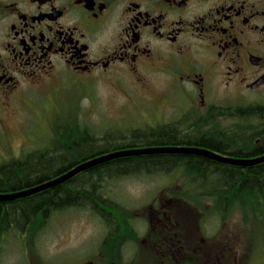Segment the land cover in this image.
<instances>
[{
	"label": "rangeland",
	"instance_id": "1",
	"mask_svg": "<svg viewBox=\"0 0 264 264\" xmlns=\"http://www.w3.org/2000/svg\"><path fill=\"white\" fill-rule=\"evenodd\" d=\"M137 78L107 73L88 83L77 79L54 88L34 86L15 96L0 112V164L41 151L57 138L60 145L80 128L97 137L161 125L191 128L193 135L225 131L231 136L236 127L258 123L231 113H215L210 121L212 113L202 109L193 90L173 85L176 80L161 70L148 68ZM234 98L217 91L206 101L230 112L249 103L264 106V95L239 98L240 104ZM56 127L66 134L57 137ZM253 141L257 144L259 137ZM102 194L118 204L107 207L119 225L117 240L125 233L132 238L123 245L120 263L110 247L101 253L111 227L87 205L54 211L28 233L10 230L0 243V264H236L240 258V264H264V217L256 218L259 208L247 199H237L220 213L215 194L190 187L179 171L110 180ZM124 220L135 234L131 228L122 232Z\"/></svg>",
	"mask_w": 264,
	"mask_h": 264
},
{
	"label": "flooded vegetation",
	"instance_id": "2",
	"mask_svg": "<svg viewBox=\"0 0 264 264\" xmlns=\"http://www.w3.org/2000/svg\"><path fill=\"white\" fill-rule=\"evenodd\" d=\"M148 68L204 111L217 91L264 95V0H0V112L34 86Z\"/></svg>",
	"mask_w": 264,
	"mask_h": 264
},
{
	"label": "trees",
	"instance_id": "3",
	"mask_svg": "<svg viewBox=\"0 0 264 264\" xmlns=\"http://www.w3.org/2000/svg\"><path fill=\"white\" fill-rule=\"evenodd\" d=\"M230 111L225 106H215L209 110L212 113L209 120H214L217 115L231 113L240 118H256L258 123L248 128L236 127L231 136L225 131L214 132L215 130L213 134L207 131L204 135H193L191 128L181 130L171 125H161L148 130L133 129L124 134L107 133L103 137H97L81 128L80 134L75 130L70 131L63 137L60 145L57 138L41 151L19 159L12 158L0 164V193H10L39 184L66 172L86 159L118 149L190 145L238 158H252L264 154V106ZM82 133L85 137H82ZM55 134L60 137L66 133L60 132L56 127ZM255 137H259L257 144L253 141ZM175 171L187 177L190 187L205 191L207 189L209 194H215V207L220 213L225 212L237 199H247L259 208L255 213L256 218L259 220L264 217V162L250 167H239L190 154L138 155L109 160L36 194L12 201H1L0 243L10 230L28 233L41 226L54 211L88 205L111 227L100 245L101 253L104 254L105 247H110L116 262L120 263L122 242L132 238H127L128 234L125 233L121 240H117L118 235L115 234L119 225L109 217L107 207L113 208L112 206L118 204L110 202L107 196L102 194L104 183L121 177L169 174ZM121 225L122 232H128L131 228V233L135 234L130 221L124 220Z\"/></svg>",
	"mask_w": 264,
	"mask_h": 264
},
{
	"label": "water",
	"instance_id": "4",
	"mask_svg": "<svg viewBox=\"0 0 264 264\" xmlns=\"http://www.w3.org/2000/svg\"><path fill=\"white\" fill-rule=\"evenodd\" d=\"M190 154L206 157L215 162L222 164H228L239 167H248L254 166L264 162V154L254 157V158H235L223 156L219 153H216L212 150L190 146V145H171V146H145L140 148H131V149H122L118 151H113L105 154H101L96 157H92L88 160H84L71 169L63 172L62 174L49 179L47 181L41 182L31 188L20 190L10 193H0V202L1 201H12L19 198L27 197L38 192L53 188L59 184H62L75 176L76 174L88 170L96 165L102 164L109 160L119 158V157H128V156H138V155H153V154Z\"/></svg>",
	"mask_w": 264,
	"mask_h": 264
},
{
	"label": "bare ground",
	"instance_id": "5",
	"mask_svg": "<svg viewBox=\"0 0 264 264\" xmlns=\"http://www.w3.org/2000/svg\"><path fill=\"white\" fill-rule=\"evenodd\" d=\"M159 146H165V145H159ZM145 147V146H144ZM138 148H140V147H138ZM125 149H131V148H125ZM118 150H122V149H118ZM118 150H113V151H118ZM113 151H110V152H113ZM107 153H109V152H107ZM105 154V153H104ZM101 155V154H100ZM99 156V155H98ZM94 157H96V156H94ZM120 158V157H119ZM90 159V158H89ZM86 160H88V159H86ZM81 163V162H80ZM79 164V163H78ZM77 165V164H76ZM76 165H74V166H76ZM73 166V167H74ZM71 169V168H70ZM37 185V184H36ZM33 186H35V185H33ZM33 186H30V187H28V188H31V187H33ZM28 188H25V189H28ZM25 189H22V190H25ZM18 191H20V190H18ZM14 192H16V191H14Z\"/></svg>",
	"mask_w": 264,
	"mask_h": 264
}]
</instances>
